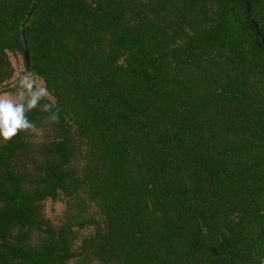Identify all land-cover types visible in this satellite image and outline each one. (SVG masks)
<instances>
[{
	"label": "trees",
	"instance_id": "1",
	"mask_svg": "<svg viewBox=\"0 0 264 264\" xmlns=\"http://www.w3.org/2000/svg\"><path fill=\"white\" fill-rule=\"evenodd\" d=\"M246 1L0 0V95L28 73L59 109L0 145V264H261L264 0Z\"/></svg>",
	"mask_w": 264,
	"mask_h": 264
},
{
	"label": "clouds",
	"instance_id": "2",
	"mask_svg": "<svg viewBox=\"0 0 264 264\" xmlns=\"http://www.w3.org/2000/svg\"><path fill=\"white\" fill-rule=\"evenodd\" d=\"M50 96L46 86L38 87L28 75L19 80L16 92L0 95V145L6 146L20 133L34 134L38 131L36 124L28 117L35 109L47 113L48 123L58 122L59 109L48 102ZM261 264H264V258Z\"/></svg>",
	"mask_w": 264,
	"mask_h": 264
},
{
	"label": "water",
	"instance_id": "3",
	"mask_svg": "<svg viewBox=\"0 0 264 264\" xmlns=\"http://www.w3.org/2000/svg\"><path fill=\"white\" fill-rule=\"evenodd\" d=\"M33 6H34V1L31 2L26 16H28L30 14V12L33 9ZM244 7H245L246 15L248 16L249 15V12H248V5H247V1L246 0H244ZM16 41H17V45H18V47L20 49V52H21V54L23 56L24 65L27 68V65H28V55H27V49H26V45H25V42H24V38H23V31L21 29H19L17 31Z\"/></svg>",
	"mask_w": 264,
	"mask_h": 264
},
{
	"label": "rangeland",
	"instance_id": "4",
	"mask_svg": "<svg viewBox=\"0 0 264 264\" xmlns=\"http://www.w3.org/2000/svg\"><path fill=\"white\" fill-rule=\"evenodd\" d=\"M9 61H10L11 65H12V67H13V69H14V75L16 76V75H17L16 73H17L18 69H17L16 66H15L14 58H11V57H10V60H9ZM25 75H28V76L30 77V79H32L31 76H30L28 73H25L24 76H25ZM24 76H23V77H24ZM33 80H34V79H33ZM36 85L39 87V86H40V83H39V82H36ZM16 91H17V90H16ZM1 95H5V94H1ZM45 209H46V212H47V214H48V212H49V205H48V204L45 205Z\"/></svg>",
	"mask_w": 264,
	"mask_h": 264
}]
</instances>
